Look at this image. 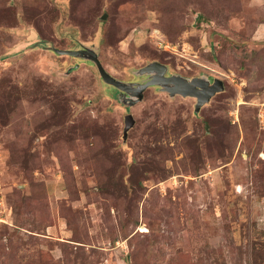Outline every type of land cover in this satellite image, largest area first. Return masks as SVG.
I'll return each instance as SVG.
<instances>
[{
	"label": "rangeland",
	"instance_id": "obj_1",
	"mask_svg": "<svg viewBox=\"0 0 264 264\" xmlns=\"http://www.w3.org/2000/svg\"><path fill=\"white\" fill-rule=\"evenodd\" d=\"M262 104L264 0H0V264H264Z\"/></svg>",
	"mask_w": 264,
	"mask_h": 264
},
{
	"label": "water",
	"instance_id": "obj_2",
	"mask_svg": "<svg viewBox=\"0 0 264 264\" xmlns=\"http://www.w3.org/2000/svg\"><path fill=\"white\" fill-rule=\"evenodd\" d=\"M106 17V14L104 15ZM60 53H68L71 55H80L92 59L100 72L101 77L107 83L114 85L123 92H129L130 95H135L136 99H131V104L135 103L137 100L143 98L144 90L151 84L161 85L164 90H167L171 95L182 94L191 95L197 98L196 108L198 109L200 105L204 104L209 100L216 92L223 89V81L220 78H214L211 82L206 77H193L186 78L182 75H166L167 67L161 63L155 61L150 63L141 71L143 73L149 74V80L145 84L139 86H130L128 83L122 82L116 79L110 73H108L104 67L100 64L95 55L90 56L87 54V49L80 50H58ZM135 119L130 113L125 117V128L124 137L127 135V131L133 126Z\"/></svg>",
	"mask_w": 264,
	"mask_h": 264
},
{
	"label": "built area",
	"instance_id": "obj_3",
	"mask_svg": "<svg viewBox=\"0 0 264 264\" xmlns=\"http://www.w3.org/2000/svg\"><path fill=\"white\" fill-rule=\"evenodd\" d=\"M262 105H263V107H264V104H262ZM260 116H261L262 120L264 121V109H263V111L260 113Z\"/></svg>",
	"mask_w": 264,
	"mask_h": 264
},
{
	"label": "flooded vegetation",
	"instance_id": "obj_4",
	"mask_svg": "<svg viewBox=\"0 0 264 264\" xmlns=\"http://www.w3.org/2000/svg\"><path fill=\"white\" fill-rule=\"evenodd\" d=\"M149 80V79H148ZM148 80H142V82L139 84V85H141V84H145ZM134 87H136V85H134Z\"/></svg>",
	"mask_w": 264,
	"mask_h": 264
}]
</instances>
